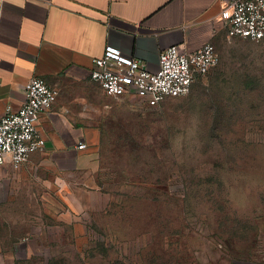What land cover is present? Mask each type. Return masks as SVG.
I'll list each match as a JSON object with an SVG mask.
<instances>
[{"label":"rangeland","instance_id":"obj_1","mask_svg":"<svg viewBox=\"0 0 264 264\" xmlns=\"http://www.w3.org/2000/svg\"><path fill=\"white\" fill-rule=\"evenodd\" d=\"M217 51L85 168L28 173L1 209L11 264H264V39Z\"/></svg>","mask_w":264,"mask_h":264},{"label":"crops","instance_id":"obj_2","mask_svg":"<svg viewBox=\"0 0 264 264\" xmlns=\"http://www.w3.org/2000/svg\"><path fill=\"white\" fill-rule=\"evenodd\" d=\"M224 2L0 0V116L7 106L21 107L24 86L32 78L57 91L55 103L37 123L43 150L18 170L0 167V217L30 171L85 168L107 139L132 134L128 121H134L133 114L137 121V113L153 109L134 95L107 96L90 80L92 61L105 47L149 71L157 70L159 53L171 46L193 53L210 43L218 50L229 38L225 20L230 11ZM80 143L83 150L77 149ZM12 246L0 242V264L13 262Z\"/></svg>","mask_w":264,"mask_h":264},{"label":"built area","instance_id":"obj_3","mask_svg":"<svg viewBox=\"0 0 264 264\" xmlns=\"http://www.w3.org/2000/svg\"><path fill=\"white\" fill-rule=\"evenodd\" d=\"M230 11L225 20L229 38L261 41L264 39V0H224ZM219 62L217 49L210 43L189 53L171 46L159 53L158 68L149 71L143 63L123 57L112 47H105L100 58L92 61L89 78L111 97L134 95L146 108H156L170 99L188 95L198 79L204 78ZM57 99V91L40 78L24 86V101L18 109L11 106L0 116V167L13 170L28 163L32 154L44 148L37 131L42 112ZM85 145L80 143L78 150Z\"/></svg>","mask_w":264,"mask_h":264}]
</instances>
